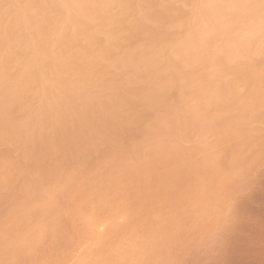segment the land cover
Here are the masks:
<instances>
[{"label":"bare ground","instance_id":"1","mask_svg":"<svg viewBox=\"0 0 264 264\" xmlns=\"http://www.w3.org/2000/svg\"><path fill=\"white\" fill-rule=\"evenodd\" d=\"M152 9L154 12L149 13ZM4 19L3 23L8 21L7 28L2 23ZM8 28L13 32L11 39L6 38ZM16 66L22 69L19 78L11 77ZM3 94L8 98L5 105L0 104V145L5 140L8 148H17L21 154L12 159L0 153V193L6 189L4 199L12 198L0 214V264H20L33 257L46 240L60 237L62 229L56 220L67 219L70 226L76 218L82 225L83 215L69 218V211L62 206L69 201L82 202L83 198L77 197L82 192L130 190L143 196L151 191L174 190L176 194L168 199L179 205L198 197L199 201L207 200L206 195L197 196V192H218L223 187H212L205 176L220 175L216 163L223 160L224 150L230 146L232 151H228L234 154L229 156L231 168L228 173L221 170L227 176L221 174L225 179L220 181H229L233 196L240 174L239 154L242 157L244 153L236 147L238 133L239 137L243 134L249 112L264 107V0H0V95ZM35 103L41 108L39 117L31 115ZM140 111L150 119L139 118ZM11 112L16 115L18 127L6 134L5 119ZM96 121L97 125L93 124ZM133 122L139 123L142 140L127 142L123 135L113 138L110 128ZM190 130L196 135L193 147L187 150L183 142ZM205 136H216L217 140L207 142ZM218 141L220 144L214 143ZM107 144L113 148L100 159L107 172L106 168L104 174L96 169L101 165L98 161L96 167L82 169L83 156ZM50 153L60 160L71 155L75 167L37 169V163ZM200 169L204 177L198 175ZM99 174L104 181H82ZM185 177L193 180L186 182ZM194 192L197 195L191 194ZM137 196L133 201L144 197ZM106 197H87L83 203L94 199L103 202L109 198ZM114 197L107 201L114 204L125 198ZM161 199L164 200L157 198ZM232 203L228 212L231 263L237 264L239 250L242 264L251 260L248 251L254 252L250 262L264 264V216L255 221L249 237L252 239L247 240L244 229L238 232L237 207L235 201ZM113 214H108L110 219L105 216L109 223ZM219 214L222 218L220 211ZM217 216L214 215L215 222H220ZM98 218L96 221L108 224L104 216ZM130 219L126 217V222ZM161 220L165 224L175 221L170 215ZM95 222L90 226H96ZM140 255L133 259L140 260ZM115 257L117 263L119 255ZM141 258L146 260L148 255ZM111 259L106 263L114 258ZM68 261L60 262L69 264ZM41 264L54 263L47 260Z\"/></svg>","mask_w":264,"mask_h":264},{"label":"rangeland","instance_id":"2","mask_svg":"<svg viewBox=\"0 0 264 264\" xmlns=\"http://www.w3.org/2000/svg\"><path fill=\"white\" fill-rule=\"evenodd\" d=\"M151 11L153 13L154 9L150 10L149 13ZM149 13H148V15H149ZM4 21H5V19L2 21V23ZM6 23H8V21L3 23V24H5V28H7V26L9 27V24L7 25ZM7 32H9L11 34L8 33L6 38L11 39L13 32L10 31V28H8ZM21 45L22 44H20V46ZM162 54H164V53H162ZM261 60H263V58ZM261 60H258V62H263ZM11 73H12L11 77L19 78V76H21V74H22V69H21V67L16 66V67H14V69L12 70ZM4 95L5 94L0 95L1 96L0 104L3 103V105H5L4 103H6V100L8 98L6 95L5 96ZM33 106L34 107L32 109L33 111H31V115L34 117H39L41 114V110H40L41 108H40L39 104L35 103ZM255 109H253V110H255ZM251 110H252V108H251ZM252 112L253 113L249 112V114H248L249 116L247 115L248 117L251 118V119L249 118L250 120H248V117L245 118L246 119L245 120L246 126L244 125L245 128H244V126L242 127V129L244 128L243 132L241 131L242 129H239L243 134L245 133L244 134L245 136L240 133L241 136L239 137V133H238V141H237L236 147H238L240 149L239 150L237 148L236 149L238 151L243 149L244 153L242 154V157L239 154L240 160H238V161H240L239 162L240 174L237 177L238 180L236 179L237 184H236L235 188H237V189L236 190L234 189L235 193L233 192V196L231 194L232 193V189H231L232 187H231V185H228L229 183H227L229 181L224 180L225 181L224 182L222 180L225 179V177L224 178H223V176H222V178L220 177L221 174L224 176H227V174L225 175L223 173L229 172L228 170H230V168H231V159H232V158L230 159L229 156L234 155V154H232V155L230 154L231 153L230 151H232L231 148L233 146L232 147L230 146V148H229V146H227L231 150L228 151L229 149L226 150L227 149L226 148L224 150L226 152H224V155H222V156H224V158L222 157L223 160L221 159L220 160L221 162L219 161L218 163H216L219 165V167L216 165L217 166L216 168H218L217 170L220 173V175L217 173V175L215 174L214 176L210 175L211 177H209V178L205 176V178H206L205 181L207 183L209 181V185L211 184L212 187H214L216 184H221V186H223L219 190L220 192L219 191L214 192V189H213L212 192L209 191L210 193L205 192L206 194L204 192H199V191L197 192L198 195L195 192L191 193V194H194L197 196H203V194H204L208 198L207 200H204V199L202 200L200 197V199L202 201L201 200L199 201V199H198L199 197H198L197 198L198 201L196 199H194L196 201L190 200L189 203H183V204L180 203V205H179L178 202H175V201L168 199V197L171 198V195L174 196L176 194L175 193L173 195L174 190L173 191L171 190L169 192H164V193L162 191H159L160 193L155 192V191H153V192L151 191V192L146 193V194L142 193V195L144 197L141 196L139 192L136 193V192H134V191L132 192L130 190L127 192L124 191V193L123 192L122 193H119V192L113 193L116 191H110V192L108 191L107 193H103L102 191L101 192L98 191V192H82V193H79L78 194L79 196H77V197L83 198V200H87L88 199L87 197H89V198H91V197L95 198L96 197L97 198V197H101V196H102V198H103V196H105V197L108 196L109 198L106 197L108 199H110L111 197L115 198L114 196H116V198H119V199L121 197H125L124 198L125 200L120 199L118 202H116L114 204H112L111 203L112 201H110V200H109L110 203H107V202H109V201H107L108 199L106 201H103V202H105V204H102L103 202L100 201L102 199L98 200L99 202L98 201L96 202L94 199L93 201H89L86 204L83 203V200H81L82 202L75 201L76 202L75 203L73 201H69V204L68 203L63 204L62 206H64L66 211H69V218H70V216H73V217L80 216L81 217L83 215L85 218V219L81 218V220L84 219V221H82L83 224H85V221H86L87 225L89 223H91V224H89V226L93 225V223L96 221V219H95L96 216H97V218L98 217L103 218V216H104V219L108 220V218L110 217V216H108V214H110L111 212L115 214V215L113 214L114 216H112L114 223H113V221H112L113 224L109 223L110 220H108V224H105V222L107 223V221H105L103 219L104 221L102 222L98 218L99 220H97V221H100V222L97 223V221H96L95 222V223H97L96 226H90L93 229L88 227L85 224L87 230L86 229L84 230L85 226L81 227L83 224L81 225L80 224L81 222L76 221V218H74V220H75V223L73 222L74 225L71 224L70 226L68 225V221H65L67 219L61 218L60 221L56 220V222H58V223H56V222L55 223L58 224L60 227L58 225H55V226H58L59 228L62 229V231L58 232V234H60L62 232V235L65 237L60 235V237L62 236V238H60L58 235L57 238H55V239L52 237L53 240L49 239V242H46V241H48V240H46L44 244L39 246L36 254L33 257L23 259L20 264H41V263H43V261H47V260H50V263L62 264L63 262H60L62 259H63V261H65V263H67V260L69 259V261H68L69 264H75V263L76 264H113V262H114V264H118V262L120 260L122 261V262H119L121 264H126V263L127 264H129V263L133 264L134 262L136 264H153V263L159 264L160 262H161L160 264H233V263H231L232 262L231 261L232 253L230 252L231 251V247H230L231 239L229 238L231 236V232L229 231L230 230L229 224L231 223L229 221H231V216H230V214H228V212L230 211L229 209H230L231 204L233 205L232 202L235 201L234 204L236 205V207H237L236 210L238 212L237 213V219L238 220L236 223H237V225H238V223H240V225H238L239 230L238 229L237 230H238V232L240 231L239 233L241 234V228L244 229L243 230L244 232L242 231V233H244L245 236L248 235V238L250 236H252L251 234L253 233L255 221H257V219L260 220L259 218L264 216L263 210H262V209H264V199H263L264 198V107H261L259 109V111L256 109V111H252ZM7 114L9 115V113H7ZM7 114H6V116H8ZM12 115H13V112H11V115H9L10 119L8 117H6V119H5V125L3 128L4 132L5 131L6 132H14L17 129L16 127H18L17 126L18 123H16V118H15L16 115L14 114L15 117H14V115L13 116ZM242 115L244 116V114H242ZM66 117L67 116L64 117V120H66L65 119ZM11 118H13L14 120H11ZM139 118L145 119V120L150 119V117L147 115V113L145 111L139 112ZM93 124L97 125V121L94 122ZM14 126H16V127L14 128ZM94 128H95V125H94ZM89 130H91V129H89ZM110 131L109 132L111 133V135H113V138L120 136V135H123L122 139L124 141H127V142H133L136 140L140 141V140H142V137H143L142 134L140 133L141 131L139 129V123L138 122H133V123L126 125V126L119 124L116 127H114L113 129L110 128ZM192 131L193 130H190L188 133H186L188 135L185 134L187 136V137L185 136V139H184L185 141L183 142L184 147H186L185 149L188 148L191 150V146L193 147V145H194L193 141H194V138L196 135L195 134L196 131L195 132L193 131V133H191ZM207 137H209V135H207ZM207 137H206V141L208 140L207 142H209V141L213 142V140L216 139V136H214L215 139L213 137L207 139ZM4 141H2V143L0 145V153H2L3 156L9 155L10 158L14 157V159L15 158L18 159L19 155L21 154V151L18 150L17 148H13L12 146H11L12 148L11 147L8 148V146H7L8 144L6 143L7 141L6 142H4ZM219 141L214 142V143L220 144L221 141L220 142ZM8 143H9V141H8ZM241 144L243 147H241ZM208 145H212V144L209 143ZM213 145L216 146L218 144H213ZM112 148L113 147L111 144H107L105 147H103L102 149H100L96 153H94V152L93 153H86L83 156L81 163H80V165L83 167L82 169H86V168L89 169V167H92L93 165L95 166L97 161L100 163V159L104 156V154L111 152ZM221 148L222 147H219L218 150H220ZM234 148H235V146H234ZM243 150H241V151H243ZM227 152L228 153L230 152V153L228 154ZM188 153H190V152H188ZM234 153H235V151H234ZM191 156H192L191 159L195 158L193 156V153ZM69 157L70 158H67L65 160H60L56 154L50 153V154H48V156L45 159L39 161L37 163L36 167H37V169H43V170L55 169L58 167H63V168L68 167L71 169V168L75 167V163L73 162V160H71L72 159L71 155ZM186 157H188V156H186ZM237 157H238V154H237ZM188 158H186V160ZM249 161L251 163H247ZM73 164H74V166H73ZM98 165H97V167H98ZM103 165L102 164L99 165V167H102V168H100L101 170L98 169L99 167L96 169L99 170V172L103 171V174H104L105 168H106V172L108 169H107L106 165L105 166H103ZM94 166H93V168H94ZM221 170L223 171V173ZM198 171H199V168H198V170H196V172H198ZM200 171L201 172H199L198 175L200 174L201 177H204V176H202V174H203L202 169H200ZM216 177H218V178H216ZM185 178H186V180H185ZM185 178H183V179L186 182H188V179H189V182H190V180H193L192 177H185ZM94 179L95 180L97 179L98 181L103 179L102 181H104L105 177L99 174L94 178L93 177H91V178L85 177L84 180L82 179V181L89 183V182H92ZM201 179H203V178H201ZM220 179H222L221 181L223 183H221ZM226 180H227V177H226ZM210 181L212 183H210ZM217 181H218V183H217ZM224 183H226L227 186ZM222 184H224V185H222ZM17 185H18V180L15 179L14 180V186L17 187ZM245 185H246V187H245ZM211 186H210V189H211ZM224 186H226V188ZM229 188L231 191L229 190ZM226 189H228V190H226ZM240 189H241V191H240ZM5 191H6V189H4V191L0 193V214H1V212L3 214L4 210L7 209L6 207L9 206L10 203L12 202V198L8 197L7 195H6L7 197H5V199H4L5 195H3V194L5 193ZM205 191H208V190H205ZM238 191H240V192H238ZM243 194L244 195L246 194L245 195L246 197ZM137 195H139V197L140 196L143 197V199H141V201L140 200L139 201L138 200L133 201V198H136L134 196H137ZM145 196H148V197L151 196L152 198H153V196L154 197L157 196L158 199H159V197H161V198L163 197L164 200H162V199L157 200V198L156 199L153 198L154 200H152L151 198H147ZM189 196H191V195H189ZM217 196H219V197H217ZM231 196L233 197L234 201L232 200ZM165 197L167 199H165ZM113 198H111V199H113ZM127 198L129 200H126ZM144 198H145V200H144ZM216 198H218V199H216ZM246 198H247V200H245ZM146 199H149V200H146ZM208 200H210L212 202H210ZM58 201L61 202V200H58ZM100 202H102V203H100ZM206 202H208V205ZM217 202H218V204H217ZM78 203L81 205H84V207L85 206H87V207L82 208L78 205ZM243 203H244V205H242ZM259 205H261L260 206L261 209L259 208ZM111 207H114V208H111ZM238 207H239V209H238ZM241 208H242V210H241ZM219 211L222 215V218L219 214ZM214 212L216 214H214ZM168 213L175 220L174 223H172V224H165L166 222L164 223L163 220H161V218L162 219L165 218L166 215L169 216ZM183 213H186L187 215L189 213V215H191V216L188 215L189 216L188 217L185 214H184L185 215L184 216ZM164 215H165V217H164ZM173 215H174V217H173ZM201 215H203V216L201 217ZM214 215H216V216L218 215L217 219L219 220L221 218L222 220L220 219L219 220L220 222H217V221L215 222ZM105 216H108V218L107 217L105 218ZM219 216H220V218H219ZM88 217L90 219H87ZM126 217H130L131 219L126 222ZM193 218H194V220H193ZM242 218H244V219H242ZM91 219H92L93 223L88 221ZM178 219L180 221H178ZM223 219H224V221H223ZM250 219H251V221H250ZM63 220L67 224H64ZM244 221H247V222H244ZM242 222H243V224H242ZM70 223L71 222H69V224ZM214 223H217V224H214ZM51 229H54V226ZM55 234H56V232H55ZM105 235L106 236L110 235V236L105 237ZM54 237H56V235H54ZM97 238L98 239L102 238L101 239L102 241L97 240ZM219 238H220V240H219ZM246 238L247 237H245V239ZM248 238H247V240L252 239V238H249V239ZM217 241H218V245L216 244ZM221 243H222V245H220ZM215 245H216V247H215ZM219 246H220V248L221 247L222 248L221 249L218 248ZM238 249H240V248H237V250ZM105 250L107 251L108 254L106 253ZM260 251H259V253H260ZM109 252H110V254H115L114 257L112 255H109ZM120 252H122L124 255L122 253L120 255ZM135 252L136 253L139 252L138 255L136 254L137 256H139V254L142 253V255H140V260L136 259L137 260L136 261L133 259L135 254L134 255H132V254ZM256 252H258V250H256ZM256 252H255V254H256ZM94 253L97 254L98 256L97 255L94 256L95 255ZM227 253L228 254L230 253V254L228 255ZM238 253H240V255H238ZM253 253L254 252H252V251H248L249 256L251 255L250 256L251 260L253 259V258H251V257H253L252 256ZM129 254H130V256H128ZM116 255H119V257L117 258V260H118L117 263H115V261H116L115 256ZM147 255H148V259H146V260H143L141 258L143 256L146 258ZM150 255L151 256L153 255L152 259H151ZM131 256H132V258H131ZM137 256H135V257L137 258ZM164 256H166V257H164ZM240 256H241V252L238 250L237 256H236L237 264H242V262H240V261H242ZM62 257H64V258H62ZM96 257H102V258L97 259ZM52 258H53L54 262H52V260H51ZM111 258L112 259L114 258V259L112 260ZM99 259H101V261ZM102 259H104V261H103L104 263L102 262ZM106 259L108 262L110 259L113 262L110 261L111 263H106ZM130 259H131V261H130ZM132 259H133V261H132ZM79 260H80V262H79ZM232 260H233V258H232ZM248 260L249 259H246L247 264L248 263L253 264V262L256 263L254 260L252 262H250L251 260H249V262H248ZM125 261H126V263H125ZM140 261H143V262L140 263ZM157 261H159V262H157ZM65 263H63V264H65Z\"/></svg>","mask_w":264,"mask_h":264}]
</instances>
